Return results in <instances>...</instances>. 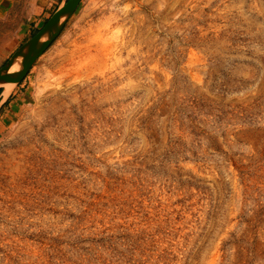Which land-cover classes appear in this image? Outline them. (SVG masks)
<instances>
[{
  "label": "rangeland",
  "instance_id": "rangeland-1",
  "mask_svg": "<svg viewBox=\"0 0 264 264\" xmlns=\"http://www.w3.org/2000/svg\"><path fill=\"white\" fill-rule=\"evenodd\" d=\"M65 1L0 0V69ZM18 85L0 264H264V0H82Z\"/></svg>",
  "mask_w": 264,
  "mask_h": 264
},
{
  "label": "water",
  "instance_id": "water-1",
  "mask_svg": "<svg viewBox=\"0 0 264 264\" xmlns=\"http://www.w3.org/2000/svg\"><path fill=\"white\" fill-rule=\"evenodd\" d=\"M81 1L66 0L63 2L44 26L12 55L0 69V88L5 86V84H13L12 86L20 84L34 62L56 39L66 21L77 10ZM15 63L19 66L18 70L10 71ZM8 90L10 92L11 88ZM9 92L5 90L6 97L10 94Z\"/></svg>",
  "mask_w": 264,
  "mask_h": 264
},
{
  "label": "crops",
  "instance_id": "crops-1",
  "mask_svg": "<svg viewBox=\"0 0 264 264\" xmlns=\"http://www.w3.org/2000/svg\"><path fill=\"white\" fill-rule=\"evenodd\" d=\"M17 90L11 92L7 97H3L2 92L0 93V110L2 109L6 110L8 107L11 110V112L12 109L14 110V107L16 106V102L18 100V97L15 95L17 93ZM6 112L8 114L10 113L8 110Z\"/></svg>",
  "mask_w": 264,
  "mask_h": 264
},
{
  "label": "bare ground",
  "instance_id": "bare-ground-1",
  "mask_svg": "<svg viewBox=\"0 0 264 264\" xmlns=\"http://www.w3.org/2000/svg\"><path fill=\"white\" fill-rule=\"evenodd\" d=\"M18 68H19V66L15 63V64L12 65V68H11L10 71H16V70H18ZM12 85H13V84H5V86H6L8 92H9L8 89H10Z\"/></svg>",
  "mask_w": 264,
  "mask_h": 264
}]
</instances>
